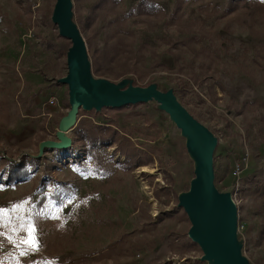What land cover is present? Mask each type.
<instances>
[{
	"label": "rangeland",
	"instance_id": "rangeland-1",
	"mask_svg": "<svg viewBox=\"0 0 264 264\" xmlns=\"http://www.w3.org/2000/svg\"><path fill=\"white\" fill-rule=\"evenodd\" d=\"M95 1L72 0L90 61L114 42L112 19L142 0H120L101 13L91 12ZM154 1L164 18L153 29L130 18L117 29L124 54L93 76L172 89L214 134V186L235 203L243 254L264 264V0H240L231 11L227 0H186L174 19L175 0ZM54 4L0 0V264L7 255L15 264H154L159 249L167 257H201L177 200L189 189L194 163L155 101L79 111L77 123L116 124L134 144L131 163L107 146L87 158L74 129L62 154L50 145L69 108L58 80L67 73L70 42L51 22ZM43 81L58 108L46 109V98L37 104ZM19 159L25 176L10 181L9 165ZM58 183L71 187L60 204L49 198ZM30 229L37 250L22 243Z\"/></svg>",
	"mask_w": 264,
	"mask_h": 264
},
{
	"label": "water",
	"instance_id": "water-1",
	"mask_svg": "<svg viewBox=\"0 0 264 264\" xmlns=\"http://www.w3.org/2000/svg\"><path fill=\"white\" fill-rule=\"evenodd\" d=\"M72 0H55L51 22L60 37L70 42L66 53L67 73L58 82L67 86L68 105L50 145L65 150L72 145L69 133L77 124L79 111H100L155 101L185 139V147L194 163V177L188 191L178 195V207L186 214L188 238L195 243L207 264H250L237 236V208L229 193L214 186L213 154L217 146L214 134L194 118L178 101L172 89L161 91L156 84L133 85L129 79L113 83L95 78L87 46L73 21Z\"/></svg>",
	"mask_w": 264,
	"mask_h": 264
},
{
	"label": "trees",
	"instance_id": "trees-1",
	"mask_svg": "<svg viewBox=\"0 0 264 264\" xmlns=\"http://www.w3.org/2000/svg\"><path fill=\"white\" fill-rule=\"evenodd\" d=\"M120 0H96L91 7V12H103L106 6H115ZM186 0H175L173 6L171 18L174 19L178 15V11L182 8V5ZM240 2V0H227L226 10L231 11ZM165 16L162 7L154 0H142L132 6L129 11L123 15V17H115L112 19L111 24H115V40L109 45L104 46L102 49L93 52L92 54V70L98 76L106 73L110 63H114L117 54H124L125 45H123L122 37L119 34L120 27L126 25V22L130 19H137L140 22H144L151 26L153 29L156 24L162 20ZM151 19H154V24H151ZM264 37V35H263ZM134 106V105H131ZM74 132L79 140L83 143L85 155L89 159H94L97 153V147L107 146L114 147L113 155L119 154L124 157L125 161L131 163L132 152L134 150V144L131 140L127 139L121 134L117 125L114 123L98 124L94 122L79 121L74 128ZM70 157V156H68ZM21 159L19 161H13V164L9 165L11 172L9 174L10 181L22 180L25 176V171L20 170L22 168ZM24 171V173L22 172ZM172 182V179H170ZM58 189L52 190L49 198L56 204L61 203L62 198H69L71 187L69 183H58ZM46 199V196L42 197V201ZM9 230V226L7 227ZM1 264H15V257L4 256Z\"/></svg>",
	"mask_w": 264,
	"mask_h": 264
},
{
	"label": "crops",
	"instance_id": "crops-1",
	"mask_svg": "<svg viewBox=\"0 0 264 264\" xmlns=\"http://www.w3.org/2000/svg\"><path fill=\"white\" fill-rule=\"evenodd\" d=\"M26 79H28L30 82H32L33 84H36V85L40 84V82H41L40 77L36 74H28V75H26ZM38 88L40 89V91H39L40 94H38L36 96L37 104L44 102L45 98L47 99V100H45V102H46V101H48V99L50 97H53V93L55 92V90L52 87H50L49 82L43 81L42 85H40ZM58 152H60L62 154L64 151L59 150ZM167 258L168 257L166 256V253L164 251L163 252L160 251V249L154 256H152L154 264H157L158 262H160V260H166ZM164 264H168V263H166V261H165Z\"/></svg>",
	"mask_w": 264,
	"mask_h": 264
},
{
	"label": "built area",
	"instance_id": "built-area-1",
	"mask_svg": "<svg viewBox=\"0 0 264 264\" xmlns=\"http://www.w3.org/2000/svg\"><path fill=\"white\" fill-rule=\"evenodd\" d=\"M46 109H55L58 108V103L55 98V96L50 97L48 101L46 102ZM174 257H168L166 259V263L168 264H207L202 261H200V256L199 257H177L175 255H172Z\"/></svg>",
	"mask_w": 264,
	"mask_h": 264
},
{
	"label": "snow or ice",
	"instance_id": "snow-or-ice-1",
	"mask_svg": "<svg viewBox=\"0 0 264 264\" xmlns=\"http://www.w3.org/2000/svg\"><path fill=\"white\" fill-rule=\"evenodd\" d=\"M22 243L28 244L33 250L38 249V245L35 242V238L32 235L31 229L29 230V238L26 241H22Z\"/></svg>",
	"mask_w": 264,
	"mask_h": 264
}]
</instances>
